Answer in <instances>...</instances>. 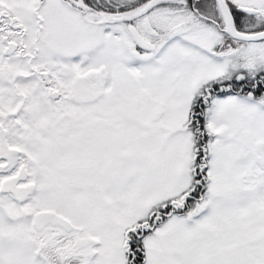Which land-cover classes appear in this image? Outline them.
Here are the masks:
<instances>
[{"label": "snow or ice", "instance_id": "obj_1", "mask_svg": "<svg viewBox=\"0 0 264 264\" xmlns=\"http://www.w3.org/2000/svg\"><path fill=\"white\" fill-rule=\"evenodd\" d=\"M0 264H264V0H0Z\"/></svg>", "mask_w": 264, "mask_h": 264}]
</instances>
